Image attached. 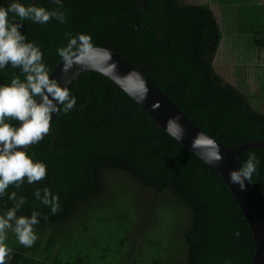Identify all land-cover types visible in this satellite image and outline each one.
I'll list each match as a JSON object with an SVG mask.
<instances>
[{"label": "trees", "instance_id": "16d2710c", "mask_svg": "<svg viewBox=\"0 0 264 264\" xmlns=\"http://www.w3.org/2000/svg\"><path fill=\"white\" fill-rule=\"evenodd\" d=\"M144 1L145 9L137 13L139 7L133 0H62L63 21L53 17L38 24L26 19L20 31L40 46L50 72L62 59L57 48L65 46L70 36L90 34L94 46L110 48L133 62L200 129L224 145L264 140V112L214 66L223 31L210 4ZM9 2L0 0L5 6ZM21 2L61 7L53 0ZM243 7H238L236 24L243 23L248 34L247 12L246 19L245 12L238 18ZM136 14L140 28L135 24ZM261 69L264 84V63ZM14 75L24 78L11 65L0 70V84L10 83ZM69 91L76 98L75 106L68 112L60 110L49 132L27 149L28 155L46 163V176L32 184L25 177L19 188L9 185L0 197V213L12 206L7 196L12 191L27 198L17 215H30L34 209L41 213L35 226L38 238L31 247L21 245L9 231L13 237L7 242L13 251L7 264H92V251L73 255L71 247L84 249L80 226L87 224L96 213L92 209L100 208L101 199L121 180L128 181L137 195L130 222L124 223L129 215L110 221L122 223L119 232L123 229L124 235L112 253L121 264H138L136 258L147 261L152 246L160 247L152 257L155 264H251L255 253L251 229L213 166L158 127L126 91L102 73L84 71ZM10 122L19 124L18 120ZM252 152L259 165L250 181L264 208V148H248L240 160L243 163ZM45 187L59 195L56 213L34 196L38 188L43 195ZM142 188L153 192L152 200H145ZM163 193L167 197L160 201L157 197ZM166 201L172 202L182 220L180 253L168 259L170 240L163 237L150 244L148 234L164 229L157 219ZM138 237L143 239L135 251ZM92 244L101 252L99 258L108 255L109 239ZM141 245L146 246L142 249Z\"/></svg>", "mask_w": 264, "mask_h": 264}, {"label": "clouds", "instance_id": "9594fccd", "mask_svg": "<svg viewBox=\"0 0 264 264\" xmlns=\"http://www.w3.org/2000/svg\"><path fill=\"white\" fill-rule=\"evenodd\" d=\"M53 2L61 7L48 9L22 3L21 0H10L6 6L0 4V70L11 65L12 68H19L24 77L21 79L14 75L10 83L0 84V197L5 195L9 185L19 188L25 182V177L27 183L32 184L46 176V163L35 160L21 146L43 139L49 132L53 113L60 110L68 112L76 104V98L69 89L51 76L40 46L28 40L20 31L26 19L38 24H45L53 17L63 21L65 12L62 0ZM93 48L91 35L78 33L70 36L65 46L57 48V53L67 69L76 57L89 53ZM10 120L20 123L13 125ZM177 121L178 118H173L169 127L172 131L180 132L182 129ZM207 143L213 141L208 140ZM214 157L216 160L222 158L218 148ZM258 165L255 152L249 153L239 168L229 171V181L243 191L246 188L245 181L251 180L258 171ZM7 196L13 203L0 213V264H7L13 251L7 244L9 231L15 234L21 245L31 247L38 238L35 226L40 223L41 216L37 209L30 215H17L27 198L17 196L15 191L8 192ZM34 196L49 205L53 213L59 210V195L49 188L43 189V195L39 188L36 189Z\"/></svg>", "mask_w": 264, "mask_h": 264}, {"label": "water", "instance_id": "95a60500", "mask_svg": "<svg viewBox=\"0 0 264 264\" xmlns=\"http://www.w3.org/2000/svg\"><path fill=\"white\" fill-rule=\"evenodd\" d=\"M133 1L139 7L137 13L145 9L146 3L144 0ZM135 24L140 28L137 14ZM87 70L100 72L114 81L151 116L158 127L169 132L180 143L195 152L218 171L230 188L251 229L252 238L255 241V253L251 264H264V208L251 181H245L246 188L241 191L239 186L232 184L228 178L229 171L239 168L242 164L241 155L248 148H264V140H251L234 145H224L217 138L200 129L181 110L177 103L139 67L110 48L94 46L89 53L80 54L76 57L67 69H65L64 60L61 59L50 74L59 81L60 85L69 89L72 83ZM58 112L53 113L50 126ZM173 118H178L177 123L181 126L182 131L175 132L170 129L169 124L173 121ZM208 140L213 141V143H207ZM31 145L21 147H25L27 152L28 147ZM217 148L222 157L219 160L214 157Z\"/></svg>", "mask_w": 264, "mask_h": 264}, {"label": "rangeland", "instance_id": "374dc122", "mask_svg": "<svg viewBox=\"0 0 264 264\" xmlns=\"http://www.w3.org/2000/svg\"><path fill=\"white\" fill-rule=\"evenodd\" d=\"M184 3H209L211 8L214 10L215 15L218 17L219 21H223V15L221 13L227 11L228 16L226 20L235 21L237 20V12L239 5L245 4L246 9L250 11H256L259 9L258 7H262L261 10V18L256 16V24H253V28L255 31H251V33H242L244 29V24L236 22L233 25V33L230 35V41L232 43V47L227 48V52L223 53L222 48H220L219 52L215 57V67L216 69L223 74V76L228 79V81L234 84L239 90L243 93L248 94V98L252 100L255 106H258L261 111L264 112V84L261 81L260 77L263 74L261 69L263 61L255 63L256 54L249 53L252 50H255L256 42L264 38V1H244V0H231L233 3H227L226 8L224 9V5L221 4V1L215 0H182ZM229 1V0H222ZM238 1V2H237ZM244 9V7H243ZM239 10L238 18H242L244 10ZM252 22L253 17L250 15ZM261 21V22H260ZM223 26H225L222 23ZM260 28L261 32L256 33L257 29ZM242 33V34H241ZM238 38L241 39L238 40ZM252 41V46L254 48H247L248 40ZM226 49V48H224ZM261 49L264 50V46H261ZM260 58V55H258ZM251 96V97H250ZM122 194H118V193ZM142 194L145 197V200H152L153 192L149 189L142 188ZM164 194V193H163ZM136 192L132 185L128 181H117L115 187H111L110 191L106 194L104 198L101 199L100 208L92 209L93 213L90 216L89 221L87 220V224H82L79 228V238L80 243L83 244L84 249L81 247L73 248L71 247L70 253L76 254L77 251H81L84 254H88V251H92V255L90 256V261L92 264H121V260L119 257L114 258L112 253L115 250L116 242L124 235L123 229L119 232V228L121 227L119 224H122L119 220L112 223L111 220L115 221L116 217L129 215L127 221L124 223L130 222L133 217L129 212L131 210H135L136 208L133 206L134 201L136 200ZM166 194L158 195L157 199L160 201H164L166 199ZM166 206L161 205L160 210L158 211L161 216L157 219L160 220V223L164 225V229L162 231L152 232L150 230L148 232L149 236L152 237L150 244L155 239H160L165 237L170 240L171 243H167L170 246V250L168 251V255L166 259L169 257H174L179 255L181 250V236H182V220L180 219L178 213L173 208L172 202H165ZM144 206V205H143ZM143 210V207H142ZM79 219L80 216H77ZM73 218V217H72ZM71 218V220H72ZM86 220V219H84ZM82 222V220H79ZM148 228V225L146 226ZM10 233H8V237H10ZM127 236V235H126ZM13 237V236H11ZM101 239L108 240L109 239V248L110 251L107 252L108 255L102 259L99 258L100 251L94 250L96 249L93 246V241ZM143 238H135L134 249L135 251L139 250L141 241ZM9 245V243L7 242ZM146 245H141L142 249L145 248ZM149 244L146 246L148 248ZM152 246L149 248L151 252V256L147 261L142 262L140 259L136 258L138 264H155L152 257L154 253H158V247ZM168 247V246H167ZM63 258H67L66 255H63ZM141 258V257H140ZM173 264H180L179 261H174Z\"/></svg>", "mask_w": 264, "mask_h": 264}, {"label": "crops", "instance_id": "0c3cea01", "mask_svg": "<svg viewBox=\"0 0 264 264\" xmlns=\"http://www.w3.org/2000/svg\"><path fill=\"white\" fill-rule=\"evenodd\" d=\"M215 1H222V0H215ZM244 1H264V0H244ZM221 4H223L224 5V9L226 8V4L225 3H223V2H221ZM245 5V4H244ZM247 8V7H246ZM259 9H257L256 11H250V10H248V9H244V12H245V15H244V17H245V19H246V12H247V17H248V27L251 29V31H255L254 30V28H253V24L255 25L256 24V16H259L260 18H261V10L260 9H262V7H261V5H260V7H258ZM263 10V9H262ZM222 15H223V21H219L220 22V25H221V28H222V31H223V39H222V41H221V43H220V46H219V49H218V52H219V50H220V48L221 47H223L222 48V52L223 53H226L227 52V48H230V47H232V43H231V41H230V35H232V33H233V30H234V28H233V25H234V23L236 22L235 21V19L233 18V21L231 20V21H227L226 20V17L228 16V14H227V11H225L224 10V12L223 13H221ZM250 15L253 17V22H252V19H251V17H250ZM218 18V17H217ZM261 22V21H260ZM222 23L225 25V26H223L222 25ZM261 32V29L260 28H258L257 29V31H256V33H260ZM242 33H244V31H242ZM241 33V34H242ZM240 38H238V40H239ZM247 44H248V46H247V48H254V46H252V41L249 39L248 41H247ZM257 46V48H254L255 50H252V51H250L249 53H252V54H256V55H260V61H263V63H264V50H262L261 49V46H264V38H261V39H259L257 42H256V44H255V47ZM224 48H226V49H224ZM217 52V53H218ZM215 60H214V66H215Z\"/></svg>", "mask_w": 264, "mask_h": 264}]
</instances>
